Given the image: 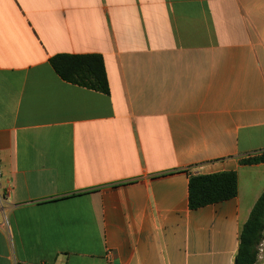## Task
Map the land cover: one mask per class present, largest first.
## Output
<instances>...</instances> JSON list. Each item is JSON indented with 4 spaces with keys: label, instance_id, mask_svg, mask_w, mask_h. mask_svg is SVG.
<instances>
[{
    "label": "crops",
    "instance_id": "1",
    "mask_svg": "<svg viewBox=\"0 0 264 264\" xmlns=\"http://www.w3.org/2000/svg\"><path fill=\"white\" fill-rule=\"evenodd\" d=\"M59 54L102 55L110 95ZM262 152L264 0H0V264H235Z\"/></svg>",
    "mask_w": 264,
    "mask_h": 264
},
{
    "label": "trees",
    "instance_id": "2",
    "mask_svg": "<svg viewBox=\"0 0 264 264\" xmlns=\"http://www.w3.org/2000/svg\"><path fill=\"white\" fill-rule=\"evenodd\" d=\"M57 75L65 82L110 95V84L102 55L59 54L50 59ZM264 163V152L243 161L245 165ZM238 177L235 172L191 176L189 207L197 210L234 199L238 195ZM76 196V195H73ZM264 239V192L255 204L240 235V247L235 264H256L259 246Z\"/></svg>",
    "mask_w": 264,
    "mask_h": 264
},
{
    "label": "rangeland",
    "instance_id": "3",
    "mask_svg": "<svg viewBox=\"0 0 264 264\" xmlns=\"http://www.w3.org/2000/svg\"><path fill=\"white\" fill-rule=\"evenodd\" d=\"M258 249H259V255L256 264H264V239Z\"/></svg>",
    "mask_w": 264,
    "mask_h": 264
},
{
    "label": "built area",
    "instance_id": "4",
    "mask_svg": "<svg viewBox=\"0 0 264 264\" xmlns=\"http://www.w3.org/2000/svg\"><path fill=\"white\" fill-rule=\"evenodd\" d=\"M2 172H1V162H0V190H1Z\"/></svg>",
    "mask_w": 264,
    "mask_h": 264
}]
</instances>
